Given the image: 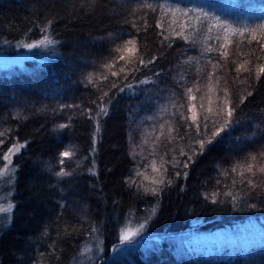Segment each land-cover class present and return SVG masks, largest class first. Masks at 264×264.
<instances>
[{
  "label": "trees",
  "instance_id": "obj_1",
  "mask_svg": "<svg viewBox=\"0 0 264 264\" xmlns=\"http://www.w3.org/2000/svg\"><path fill=\"white\" fill-rule=\"evenodd\" d=\"M166 3L185 7L188 17L175 15L173 23ZM262 35L264 0H0V52L53 41L41 62L0 67V166L13 143L24 145L12 156L13 207L0 230V264H76L96 237L93 264H264V174L239 175L251 155L257 168L264 165V74L257 78L255 71L264 63ZM130 39L136 56L154 62L134 60L126 76H111L105 65L114 63L111 71L126 65L120 56L129 54L116 49ZM220 51H228L227 60ZM245 59L249 70L237 72ZM223 87L231 122L202 155H193L196 141L210 136L212 120L219 127L223 119L215 114ZM65 151L72 157L61 156ZM62 170L71 175L57 176ZM132 217H148V238L121 245ZM255 224L263 231L254 232L253 242V234L238 235L248 242L232 254L216 253L218 236ZM185 233L201 243L189 258L178 255L171 239Z\"/></svg>",
  "mask_w": 264,
  "mask_h": 264
},
{
  "label": "snow or ice",
  "instance_id": "obj_2",
  "mask_svg": "<svg viewBox=\"0 0 264 264\" xmlns=\"http://www.w3.org/2000/svg\"><path fill=\"white\" fill-rule=\"evenodd\" d=\"M148 7H151V5H148ZM171 11V14L173 16V23L176 22L175 20V12H180L182 16L184 17H188L189 13L188 12H185L184 10L182 9H179V8H176L175 10H169ZM201 15H203L202 13H198L194 18H193V22L194 23H198L199 20H200V17ZM163 23V21H162ZM217 24H219L220 22L217 20L216 21ZM144 28H147V25H144L143 26ZM223 27H226V26H223ZM210 31V29H209ZM230 31H234V30H230ZM161 35H163V30L161 31ZM239 35L240 36H244V33L243 32H239ZM181 37L185 40L188 39V36L186 35H183V33H181ZM253 38H255V35L253 33ZM165 39H167V37H165ZM261 39L264 40V35L261 36ZM249 43H251V41H248ZM53 41L48 39V37H45L43 40H41L39 42L40 45H46V44H52ZM28 47H36L37 45L36 44H29L27 45ZM224 48H227L228 47V44L225 43V45L223 46ZM116 51L118 52H127L129 55L127 57L121 55L120 56V59L122 60H126V65L125 66H122L119 68L118 71H111V69L113 67H115L114 63H110V64H107L105 65V67H107L110 71V74L111 76H118L120 74H124L125 76L127 75L126 71H125V68L127 65H130V64H133L134 63V60L135 62L138 64V65H143V66H147V64H151L153 63L154 61L152 59H148L147 61H145V59L143 58V56H136V52L138 51V48H137V45H136V41L135 40H127L123 43V45L116 49ZM261 52L264 53V46L261 47ZM220 57L224 58L225 60L228 59L229 57V53L228 51H220L219 53ZM241 55H245V54H241ZM258 59L260 60H264V55H261L260 57H258ZM235 62V61H234ZM250 63V61L248 59H245L243 61V63H240L239 66L237 67L236 71L237 72H240L241 70H245V71H248L249 69L246 67L248 64ZM213 68H218L220 67L219 64H213L212 65ZM136 68H130L128 69V71H135ZM256 75H257V78L264 74V63L262 64H258L256 66ZM212 76H215V73L213 72L212 73ZM103 79L104 80H107L108 79V76L105 75L103 76ZM89 80L91 81L92 80V77H89ZM142 83H148V81H141ZM218 83V81H217ZM241 83H245V81H241ZM111 87L115 88L116 87V84L115 83H112L111 84ZM205 87L208 89L209 92H215V89L213 88V85L211 83L205 85ZM197 91H199L200 89L197 88L196 89ZM221 91L223 92V103L222 105H219L218 104V107L217 109L215 110V114L217 116H223V119L220 121L219 123V127H216V124H217V121L215 119L212 120V127H213V130L210 134V136H208L206 139H200V140H197L196 143L199 144V150L193 148L192 150V154L193 155H196V154H200L202 155L203 154V150L205 148V145L206 144H211L213 143V138L216 137V136H219L221 132L224 131V129L228 126V124L231 122V117L233 115V112H234V109L231 107V98L229 96V93H228V90L226 87H223L221 88ZM187 92L189 93V96H190V99L192 100H195L196 97L191 95L192 93V89L189 88L187 89ZM248 96H251L252 93L251 92H248L247 93ZM104 96H107V93L105 92L104 93ZM207 96V94H206ZM205 97H201V99L203 100ZM247 97H244V96H241L240 98V102L243 103V101L246 99ZM101 100H103V96L100 97ZM219 99V97H218ZM209 105H211V99H209ZM97 109H98V114H104L106 115L107 114V107L105 105H102V104H97ZM201 108H204V104L202 103L200 105ZM195 106H192V111H193V114L192 116L190 117V119L192 120V123L193 125H195V130L197 132V134H200L201 133V125L199 123H197V119H198V116L194 110ZM206 111L208 113H213L214 109L211 107V106H208L206 108ZM181 115H183L181 113ZM93 119H96L98 121V115L97 116H94L92 117ZM185 119H189V117H185ZM207 121H208V116H205L204 117V120H203V123L207 124ZM61 128H64V127H67V125H60ZM99 129L97 128V131ZM204 132L207 133V128L204 129ZM5 133L4 132H0V137L4 136ZM0 143H2V141H0ZM24 147V145H18L16 143H13L7 150L6 152L4 153L3 157H2V160L3 161H8L9 164H11V156H13L16 152H18L20 150V148ZM184 155H188V153H183ZM73 155V152L72 151H65L63 153H61V156L65 157V158H71ZM261 156H264V153H261L260 154ZM191 156H189V161L191 160ZM250 160L251 162L247 164V166L245 168H242L240 171H239V175L241 177L244 176V172L246 171L247 173H250L253 177L256 175V171H254V169L258 170L259 173L261 174H264V165H259V167L257 168L256 164L254 162H257V156L256 155H251L250 157ZM61 163H63V160L60 161ZM187 164H188V161H185L184 162V166L187 167ZM154 169H155V165H153ZM240 168V166H237L236 168H233L232 171H237L238 169ZM10 172V168L8 167H4L3 168V171H0V176H3L5 174H8ZM57 176L59 177H64V176H68V175H71V173L69 172H66V171H59L56 173ZM235 183V181H233ZM247 183L253 187V188H256V187H260V185L256 184L254 182V180L252 179H249L247 181ZM154 194L156 193V189H152L151 190ZM11 207V206H10ZM135 235L134 232H131V231H128V232H125L124 235H123V240L124 241H127V242H130L132 237Z\"/></svg>",
  "mask_w": 264,
  "mask_h": 264
},
{
  "label": "rangeland",
  "instance_id": "obj_3",
  "mask_svg": "<svg viewBox=\"0 0 264 264\" xmlns=\"http://www.w3.org/2000/svg\"><path fill=\"white\" fill-rule=\"evenodd\" d=\"M167 11L175 10L176 8L182 9L185 11V7L177 4L166 3ZM171 12V11H170ZM176 16H181L180 12H175ZM41 41V40H40ZM40 41H34L27 43L26 45H22L24 50L22 52L16 54H6L0 52V67L7 70H18L24 69L27 67L26 61L30 59H35L39 62L43 61L38 59L39 56L44 55L47 44L40 45ZM29 44H36V47H28ZM12 161V156L10 158ZM4 167L10 168V172L3 176H0V230L2 227H5L9 224L11 219V210L13 207L11 196L13 194V168L8 161H3L0 166V171H3ZM11 206V207H10ZM148 217H132L130 218L127 223L123 226L121 231V245L127 243V241L123 240V235L125 232L131 231L134 232L135 235L132 237L131 241L136 239H145L148 238L144 228ZM241 233H237L234 231H227L226 233L218 236L217 238V248L215 251L216 253L225 252L226 254H232L235 249V245L238 246L242 243H247L248 238L243 240L244 242L238 239V235H243L247 237L253 234V238L251 241L253 242L255 239V235L258 233L254 232H261L263 231L262 227L259 225H250L248 227L243 226L240 227ZM251 232V233H249ZM252 236V235H251ZM176 245L175 250L179 256L189 258L192 255H196L200 252L201 243L199 242L198 238L193 233H185L183 235H177L171 238ZM91 241V240H90ZM88 241L87 244L83 247V253L81 254L80 258L76 262V264H93L95 258L99 254L100 250V238H94L91 242ZM130 241V242H131ZM129 243V242H128Z\"/></svg>",
  "mask_w": 264,
  "mask_h": 264
}]
</instances>
